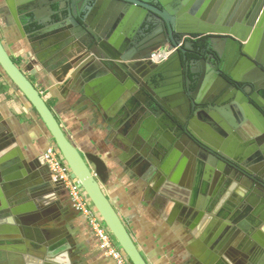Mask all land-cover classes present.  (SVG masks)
I'll return each instance as SVG.
<instances>
[{
  "label": "water",
  "instance_id": "obj_1",
  "mask_svg": "<svg viewBox=\"0 0 264 264\" xmlns=\"http://www.w3.org/2000/svg\"><path fill=\"white\" fill-rule=\"evenodd\" d=\"M170 1L157 0L156 5L161 9L151 0H99L100 3L97 0L94 5L85 0H30L28 3L32 2V8H36L29 15L40 32L49 34L48 40L53 44L56 42V53L48 51L20 66L0 39V76L17 88L40 117L53 146L61 153L73 178L81 183L130 264L148 263L102 189L100 180L106 176L108 168L101 158L81 153L69 140L43 95L27 76L35 65L50 73L55 84L67 92H78L76 86L95 82L107 67L118 81H113L117 89L111 90L115 89L112 107L102 106L103 117L114 130L125 134L126 146H130L141 132H148L149 125L147 127L145 115L141 113L142 110L150 112L152 107L155 114L150 113L160 122V130H179L177 137L188 147L189 151L184 147L172 150L160 140L152 154L130 148V154L140 164L135 166L130 161L127 165L155 195L173 206L179 221L192 229L200 217L197 224L203 234L200 235L199 230L194 237L200 238L202 246L200 251L193 253L194 259L200 264H264V241L254 253L255 248L246 247L243 235L229 228L234 217L237 221L242 211L251 212L256 205L255 193L251 191L254 181L237 150L250 141L247 135L253 139L264 138V103L255 93L251 102L241 94L239 100L223 108L207 106L221 94L220 85H229L222 74L215 75L216 83L209 82L206 88L211 92L206 98L209 100H200V79L195 78L186 85L187 99L183 93L177 97V85L170 79L168 83H161L169 90L162 97L152 81L154 77L163 76L162 65L150 60L151 53L166 44L163 36L159 37L162 30L167 26L175 28L170 24V13L179 12L185 17L181 27L186 28L187 36L226 34L242 42L250 38L249 44L244 46V53L250 59H243L248 68L247 78L238 80L231 74L228 76L253 85L257 92L262 89V82L250 74H259L264 82V71L259 67L264 68V0H173L179 5L174 11L168 7ZM9 10L22 37L29 38L16 19L13 7ZM157 25L156 29L151 28ZM125 31L139 37L146 32L150 34L140 41L122 40L121 34ZM196 75L200 77L199 73ZM178 98L182 100L178 102ZM182 111L186 118L191 117L188 125H185ZM205 120L209 122L205 124ZM177 150L189 160L182 181L172 178L167 171L170 162L165 160L168 155H178ZM191 154L200 156L201 162ZM191 159L199 165L198 178L200 172L206 170L212 181L207 180L209 183L205 184L200 179L195 180ZM191 185L196 190H204L200 194V204L199 194L189 190ZM258 187L264 190L259 184ZM65 192L62 185L52 181L43 156L30 161L22 157L11 128L0 114V264H9L14 258H25L29 264H77L71 261L74 246L68 243L65 231L47 230V222L61 219L59 198ZM206 212L223 221L207 224ZM238 235L242 237L241 244L232 238Z\"/></svg>",
  "mask_w": 264,
  "mask_h": 264
},
{
  "label": "crops",
  "instance_id": "obj_2",
  "mask_svg": "<svg viewBox=\"0 0 264 264\" xmlns=\"http://www.w3.org/2000/svg\"><path fill=\"white\" fill-rule=\"evenodd\" d=\"M6 4V0H0V39L13 60L24 66L37 55H45L48 51L55 54L56 42L44 45L48 41L45 38L30 42L31 38L22 37L6 9ZM33 68L27 76L43 95L69 140L81 153L93 154L106 164L108 173L100 180L102 189L146 262L200 264L193 255L202 246L200 238L194 237V233L201 231L197 224L200 217L195 224L197 227L194 225L192 229L178 220L173 206L162 201L153 189L132 172L126 159L121 157L127 152L126 144L119 141L123 139L122 136L104 120L102 106L112 107L114 103L112 95L117 84L113 81H118L116 76L105 67L106 72L95 82L76 86L78 92H67L62 90L61 85L55 84L50 73L41 70L37 65ZM107 72L111 77H108ZM113 88L115 89L111 92ZM0 114L11 128L21 155L27 161L41 158L53 146L50 133L40 117L17 88L1 76ZM58 208L61 219L47 222V230L65 231L69 237L68 243L74 246L72 262L115 264L100 251L95 235L86 219L72 208L67 192L60 196ZM208 219L209 225L217 221L215 216H209ZM252 240L254 239L251 238ZM9 264L29 263L25 258H14Z\"/></svg>",
  "mask_w": 264,
  "mask_h": 264
},
{
  "label": "flooded vegetation",
  "instance_id": "obj_3",
  "mask_svg": "<svg viewBox=\"0 0 264 264\" xmlns=\"http://www.w3.org/2000/svg\"><path fill=\"white\" fill-rule=\"evenodd\" d=\"M28 1L30 0H6V9L9 15L12 16L11 12H9V8L13 7L15 15L17 16L16 19L21 22L22 27L26 30L29 38L34 40L45 38L46 40H48L50 35L40 32V29L33 23V19L29 14L32 9H35L36 7L32 8V2L28 3ZM156 1L157 0H151V3H153L158 8H161L159 4L156 5ZM85 3H92V5H94L95 3H97V0H85ZM98 3H100L99 0ZM168 7L171 11H174L178 10L179 5L172 0L169 2ZM170 16V24H172L175 28L171 27V29H169V26H167V28L162 30L161 34L159 35V37L163 36L165 41L164 43H166L163 47H161L166 48L167 50L166 58L161 64H155L151 61L155 65H162L161 73L163 76H167V79H165V77L163 76L154 77L152 79L155 86L154 89L158 91L160 96H166V91H169L165 89L166 86L161 85V83H168L170 79L171 81L175 82V85H177V97H179V95L183 93V97L187 99L185 89L186 85L191 78H195L200 79V81L198 80V83L200 84V100H209L206 98L211 92H209L210 89L207 90L206 88L208 87L210 81L216 83L215 75L217 76L219 74H222L228 80L229 85L225 87L224 85H220V90L223 88L221 94L216 96L214 100L210 102L211 104H207V106L210 107L211 105H213V107L218 106L219 108H223L232 104V102L239 100L238 98L241 94L246 96L251 102V97L255 93L264 103V82L262 81V77H260L259 74L254 72L250 74V77L262 82V89H259L257 92L253 85L234 81L230 76H228L229 74H231L238 80L247 78L246 74H248V68H246V64L244 63L243 59H250L248 55L244 53V46L246 47L249 44L250 38L247 42H242L226 34L187 36L185 32L186 28L181 27L182 23L185 21V17L182 14L179 15V12H174V14L170 13ZM158 26L159 25L151 28L156 29ZM27 28H29L30 30L28 31ZM149 34V32H146L143 37H139L137 35H133L132 33H130V31H125L124 35L121 34V37L124 38L122 40L133 41L134 39H136L137 41H140L141 39L144 40V38L148 37ZM48 42H50V40L43 44L47 45ZM131 51L132 49L130 50V52ZM144 51H146V49ZM177 54L179 58L177 57ZM259 67L262 71H264L263 67ZM225 71L226 75L224 74ZM197 73H199L200 77L196 75ZM163 86L165 87L163 88ZM182 87L184 89H182ZM248 89L250 91H248ZM180 99L178 98L177 101L180 102ZM218 102L219 104L217 105ZM179 109L182 110L183 107L181 106ZM149 110H151L150 112L154 113L152 107H150ZM150 112H145L144 110H142L141 113V115H145L144 120L147 123V127L149 125L148 132H141L137 136L136 140L130 146L126 147L127 152L121 156L126 159V162L133 161V163H135V166L140 163H138L136 159L133 158L134 156L132 157L129 151L130 148H134L138 152L144 151L147 154H152L154 151H156L155 148L157 147V143L162 140L167 143L169 149L175 150L178 147H184V150L189 151L188 147L183 144L177 137L176 132H178L179 130L168 129L167 131H161L160 122L158 121V119L152 118L155 117V115ZM183 114V117L185 118V125H188V121L190 120L189 118L191 117L190 115H188V117L186 118L184 112ZM220 116L224 117L223 115ZM207 122L209 121L205 120V124ZM158 130L160 132H158ZM118 134L123 138H118L119 141L125 143V139H127L125 134L122 131H119ZM247 138L250 139V141L241 146V149L237 150V154H239L241 161H243V163L246 165L247 170L250 172V178L252 179V181H254V187H252L251 191L255 193L254 199H256V205H254L255 208L251 212L242 211V213L238 216L239 219L237 221L234 217L233 221L230 222L229 228H231V231L232 229H234V233H236V231L241 233V235H243L244 241L247 242L245 243L246 247H249L248 249H251L250 247L255 248L253 252L257 253V249H259L262 241H264V190L259 187L256 188L257 184L264 188V138L253 139L248 135ZM228 146L231 145L228 144ZM223 148H225L224 150L229 149L228 147ZM177 153L178 155H168V158L163 159L170 162L167 171L172 175V178L182 181V179H185L184 177L189 160L188 156H186L180 150H177ZM191 156L194 155L191 154ZM194 157H196L195 159H199V163L201 162L200 156ZM195 159H191V162H193L192 171L194 173L195 180L199 181L200 179L205 184L209 183L207 182V180L212 181V177L206 170H203L202 173L200 172V178H198V174L196 175V173L199 169V165L195 162ZM231 166L236 167L234 164H231ZM189 190L195 191L196 195L199 194L197 197H199L198 204H200V194L204 193V190L200 188L196 190V188L192 185ZM172 192L176 193L174 190H172ZM261 192H263V195L261 194ZM173 211H175V209H173ZM209 216H215L217 221H223V218L217 217L211 212H206V217ZM200 233L203 234V230H201ZM256 236L258 237L256 238ZM232 238H235V240L239 241L240 244L242 243L241 236L238 235ZM251 238H253L254 240L251 241Z\"/></svg>",
  "mask_w": 264,
  "mask_h": 264
},
{
  "label": "built area",
  "instance_id": "obj_4",
  "mask_svg": "<svg viewBox=\"0 0 264 264\" xmlns=\"http://www.w3.org/2000/svg\"><path fill=\"white\" fill-rule=\"evenodd\" d=\"M166 51V48L154 51L150 60L155 64H161L166 58ZM60 154L55 146L48 148L43 154L52 181L64 187L72 208L86 219L103 255L113 260L115 264H130L124 252L116 245L102 218L89 201L81 183L77 178H73L71 169Z\"/></svg>",
  "mask_w": 264,
  "mask_h": 264
},
{
  "label": "trees",
  "instance_id": "obj_5",
  "mask_svg": "<svg viewBox=\"0 0 264 264\" xmlns=\"http://www.w3.org/2000/svg\"><path fill=\"white\" fill-rule=\"evenodd\" d=\"M27 30L29 31L30 29H29V28H27Z\"/></svg>",
  "mask_w": 264,
  "mask_h": 264
}]
</instances>
